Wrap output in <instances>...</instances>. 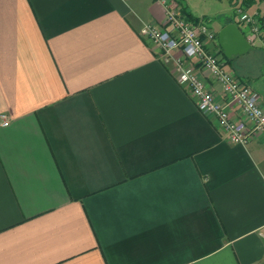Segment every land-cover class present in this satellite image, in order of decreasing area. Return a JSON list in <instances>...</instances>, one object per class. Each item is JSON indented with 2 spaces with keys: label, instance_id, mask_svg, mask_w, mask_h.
<instances>
[{
  "label": "crops",
  "instance_id": "0c3cea01",
  "mask_svg": "<svg viewBox=\"0 0 264 264\" xmlns=\"http://www.w3.org/2000/svg\"><path fill=\"white\" fill-rule=\"evenodd\" d=\"M164 1L206 16L185 0H0V264H264V136L230 142L141 36ZM231 1L216 31L237 5L264 13ZM207 48L264 78V37L232 62Z\"/></svg>",
  "mask_w": 264,
  "mask_h": 264
},
{
  "label": "built area",
  "instance_id": "2783aa9c",
  "mask_svg": "<svg viewBox=\"0 0 264 264\" xmlns=\"http://www.w3.org/2000/svg\"><path fill=\"white\" fill-rule=\"evenodd\" d=\"M164 5V23H145L140 29L141 36L160 49L165 62L173 64L172 70L177 81L189 87L197 100L198 109L216 119L230 142L246 144L255 134L264 136L261 94L235 71L226 68L222 54L207 48L208 42H218V31L203 18L194 21L180 7L171 8L165 1ZM234 12L240 28L256 46L264 37V13L258 10L249 12L242 4L237 5ZM190 60L200 63L222 85L226 101L216 98L204 76L189 63ZM232 104L241 107L244 119L232 118ZM0 119L4 126L10 124L6 113H1Z\"/></svg>",
  "mask_w": 264,
  "mask_h": 264
},
{
  "label": "rangeland",
  "instance_id": "374dc122",
  "mask_svg": "<svg viewBox=\"0 0 264 264\" xmlns=\"http://www.w3.org/2000/svg\"><path fill=\"white\" fill-rule=\"evenodd\" d=\"M191 10L198 16L206 15L205 19L208 23H210L214 28L219 27L220 22L226 15H228V10H231V5H236L232 3L231 0H185ZM183 5L182 2H180ZM235 10V8H234ZM256 49V48H255ZM258 49L251 55L252 61H250L249 71L254 73L256 71L263 69V64H261V57L258 56ZM246 69V68H245ZM252 86L261 94L264 93V78L258 80V78H253Z\"/></svg>",
  "mask_w": 264,
  "mask_h": 264
},
{
  "label": "water",
  "instance_id": "95a60500",
  "mask_svg": "<svg viewBox=\"0 0 264 264\" xmlns=\"http://www.w3.org/2000/svg\"><path fill=\"white\" fill-rule=\"evenodd\" d=\"M218 43L229 59L244 55L254 49L240 26L232 21L225 24L218 31Z\"/></svg>",
  "mask_w": 264,
  "mask_h": 264
},
{
  "label": "trees",
  "instance_id": "16d2710c",
  "mask_svg": "<svg viewBox=\"0 0 264 264\" xmlns=\"http://www.w3.org/2000/svg\"><path fill=\"white\" fill-rule=\"evenodd\" d=\"M243 1H244V4L248 7L252 3H254L256 0H243ZM181 10H182V12L184 14H186L190 19H192L194 21H199L200 19H202V18H199V17H196L195 15H193L192 12L184 4L181 5ZM203 19H207L206 16H204ZM232 21H234V19L232 17H228V18L225 19L224 25L229 23V22H232ZM232 60H234V59L227 58L228 62H232ZM236 73H237L238 76H241L244 79L246 78V76L241 71H239V69H237ZM245 80L248 81L247 78Z\"/></svg>",
  "mask_w": 264,
  "mask_h": 264
}]
</instances>
